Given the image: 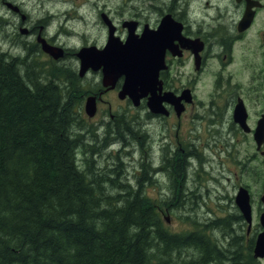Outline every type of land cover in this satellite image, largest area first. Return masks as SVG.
<instances>
[{"label": "flooded vegetation", "instance_id": "flooded-vegetation-1", "mask_svg": "<svg viewBox=\"0 0 264 264\" xmlns=\"http://www.w3.org/2000/svg\"><path fill=\"white\" fill-rule=\"evenodd\" d=\"M15 1L0 0L14 15L20 14L22 22L12 39L16 48L26 52L31 44L28 38L19 39L21 35L32 38L38 49H42L39 36L62 47L43 24L24 26L26 15ZM104 3L97 13L106 41L100 43V36L92 40L84 34L77 49L62 47L64 55L56 63L78 70L81 49H102L111 30L114 39L124 43L133 29L141 50L150 55L154 96L161 101L162 110L149 108L151 93L134 107L129 97L121 95L124 76L110 86L104 83L103 66L89 72L80 79L82 85L94 76V83L80 91L82 106L87 96H93L97 109L93 118H88L83 107L80 112L89 123L96 120L88 132L79 131L91 144L85 154L99 163L103 174L110 175L111 183L125 181L121 191L146 181L158 196H194L193 190L184 191V181L193 149L201 147L193 138L204 139L201 131L192 135L190 127L183 129V119L193 110V116H202L196 91L205 77V175L214 183L207 186L209 194L218 198L217 217L205 222V241L216 250L207 264H233L235 258L239 264H264V258L256 255L258 241L264 236V0H123L121 7L111 10H107L108 1ZM85 17L80 16V22H86ZM31 47L13 58L31 59ZM38 55L52 62L42 50ZM72 57L71 66L66 60ZM186 90L190 91L188 98L183 96ZM196 126L202 129L201 122ZM100 156L104 162H98ZM180 163L185 169L182 177L178 175ZM134 166L137 170L131 172ZM125 170L129 172L125 174ZM142 191L148 195L147 190Z\"/></svg>", "mask_w": 264, "mask_h": 264}, {"label": "trees", "instance_id": "trees-1", "mask_svg": "<svg viewBox=\"0 0 264 264\" xmlns=\"http://www.w3.org/2000/svg\"><path fill=\"white\" fill-rule=\"evenodd\" d=\"M8 56L0 50V264H207L205 225L171 233L141 186L113 195L81 169L77 71Z\"/></svg>", "mask_w": 264, "mask_h": 264}, {"label": "rangeland", "instance_id": "rangeland-1", "mask_svg": "<svg viewBox=\"0 0 264 264\" xmlns=\"http://www.w3.org/2000/svg\"><path fill=\"white\" fill-rule=\"evenodd\" d=\"M67 3H60V4H53L50 0H16V2L20 5L22 9V14L26 15L25 18V24L24 26H39V24H43L46 27V33L49 34L52 37H55L56 43L60 44L62 47L68 48L70 50L77 49V46L81 42L82 35H86V38L95 40L97 36H100L99 42L101 43L104 41V32L102 29H104V26L98 16L97 9L98 7L104 6V0H86V3L84 4L85 0H65ZM108 1L107 3V10L116 9L118 7H121L123 4V0H105ZM86 8V9H85ZM111 8V9H110ZM86 15L85 21L86 22H80V16ZM114 16H118L116 12H114ZM120 17V16H118ZM0 18L2 21H0V50L3 52L10 53L12 55H18L22 54L24 55L26 52L19 50L18 48L14 47L15 45L12 42V39L16 36V27L20 25L21 17L16 16L10 11L8 8L4 7L0 2ZM29 18V19H28ZM15 33V34H14ZM29 44L26 50H28L32 45V38H29L28 36H19V39H27ZM106 41V38H105ZM5 45H7V48H5ZM14 45V46H13ZM36 57V58H35ZM35 58V62L42 63L46 60L45 57L34 55L32 60ZM39 59V60H38ZM75 58L72 57L70 59H67L66 62H68L71 66L72 63H74ZM27 66V65H26ZM25 66V67H26ZM75 67V65H74ZM90 78H92V81H89L87 83H82V85H79V90L85 91L88 87V85H91L94 83V76L90 75ZM196 94L198 96V106H199V113L202 115L201 117L197 118L193 116L195 111H189L185 118L183 119V129L187 130L189 127L191 128L190 132L192 135L196 133L198 135L199 131L200 135H202L203 141H200L198 139H194L195 141L201 142V147H194V157L190 158V165L188 167V175L187 180L184 181L186 184L185 192H189L190 190L194 191V196L187 194L188 198L182 197L181 199H178L177 196L172 197L170 196H158L156 192H153V187L150 185L148 186V183L146 181L138 184L135 187L126 188L125 191L130 190H139L137 189L139 186L142 187V189L147 190V197L153 199L155 201V204L157 206L162 207V211L160 212L161 218L164 222V225L166 228L171 232L175 234H183L186 232H192L195 230L196 227L202 226L204 227L205 222L210 218L217 217L216 213L218 212V206L217 201L218 198L210 195L207 186L208 184H214L212 181L209 182V178L205 175V77L199 81L197 85V91ZM109 99V98H108ZM103 112L100 114L102 115ZM193 120H196L197 122L202 123V129L198 126H196V123L193 124ZM95 125L96 120L91 122ZM89 123V124H91ZM203 130V131H202ZM80 129H77L76 132H74L75 136L83 138L81 135H79ZM79 133V134H78ZM78 134V135H77ZM195 135V136H196ZM192 137V136H191ZM89 139V138H88ZM92 141L91 139H89ZM83 141V140H82ZM81 143V140H80ZM84 143V142H83ZM85 144V143H84ZM86 146L88 145V141L86 142ZM80 153V154H79ZM81 152H77V162L80 163L83 166V162H86V167L83 166L85 172L87 173H94V178L98 181H96L95 186H97L100 189H107L108 192H112L111 194L119 195L121 193V186H123V183L125 181H120L121 174L117 176L118 182L113 181L116 184H112L110 182V175L103 174L102 170L99 169V165L92 161V157L90 155L83 156ZM107 152L103 151V155H106ZM207 155V154H206ZM82 156V157H81ZM123 156V159H125V156ZM83 158V159H82ZM85 158V159H84ZM81 160V161H80ZM84 160V161H83ZM90 160V161H89ZM105 161V158L103 156H100V159L98 158V161ZM89 165V166H88ZM94 165V166H93ZM96 166V167H95ZM122 169H127V167H122ZM133 171L137 170V166H134L132 169ZM203 171V172H202ZM129 172L125 170V174ZM112 178L116 176V174L112 173ZM98 177V179H97ZM133 180V179H132ZM105 182V183H104ZM136 184V183H134ZM107 185L109 187H107ZM147 185V187H145ZM155 183H152V186H154ZM101 186V187H100ZM118 187V188H117ZM119 190V191H118ZM205 201H209V204L205 205ZM181 205V206H180ZM168 207H170L168 209ZM214 211V213L210 212ZM208 213L210 216L208 217ZM168 219V221H166ZM216 235V233H215ZM206 242V241H205Z\"/></svg>", "mask_w": 264, "mask_h": 264}, {"label": "water", "instance_id": "water-1", "mask_svg": "<svg viewBox=\"0 0 264 264\" xmlns=\"http://www.w3.org/2000/svg\"><path fill=\"white\" fill-rule=\"evenodd\" d=\"M130 25V24H129ZM149 35V34H148ZM43 49L51 54L55 59L63 56V51L48 46L44 40H41ZM81 60L80 76H84L89 68L97 71L103 66L105 85H114L117 78L124 76L125 81L121 95L128 96L135 106L139 105L140 99L148 93L153 96L149 100V107L154 110H162L161 101L155 99L156 83L152 77L148 62L150 55L141 50L140 40L134 37L133 29L130 30L129 37L125 43L119 42L113 37V30L107 46L98 51L94 47L84 48L78 54ZM86 112L94 116L96 112V103L94 97H88L86 101ZM256 255L264 257V236H261L256 248Z\"/></svg>", "mask_w": 264, "mask_h": 264}, {"label": "bare ground", "instance_id": "bare-ground-1", "mask_svg": "<svg viewBox=\"0 0 264 264\" xmlns=\"http://www.w3.org/2000/svg\"><path fill=\"white\" fill-rule=\"evenodd\" d=\"M1 1H2V0H1ZM50 1H51V3H53V4H60V3H67V2H68V1L66 2L65 0H50ZM15 2H16V1H15ZM5 6H6V5H5ZM85 9H86V8H85ZM14 14H15V13H14ZM19 16H20V14H19ZM23 18H24V17H23ZM24 19H25V18H24ZM24 19H23V20H24ZM28 19H29V18H28ZM0 21H1V20H0ZM25 23H26V22H25ZM25 23H24V24H25ZM20 24H21V23H20ZM24 24H23V25H24ZM15 29H16V28H15ZM23 45H24V44H23ZM19 47H20V46H19ZM27 48H28V47H27ZM26 51H27V50H26ZM28 53H29V51H28ZM25 56H26V55H25ZM8 57H9V56H8ZM12 59H13V58H12ZM33 60H34V59H33ZM31 61H32V60H31ZM33 62H34V61H33ZM27 63H28V62H27ZM34 64H35V63H34ZM24 65H25V64H24ZM24 65H23V66H24ZM26 65H27V64H26ZM20 67H22V65H21ZM25 68H26V67H25ZM49 70H50V69H49ZM42 71H43V70H42ZM23 75H24V74H23ZM44 78H45V77H44ZM47 78H48V77H47ZM39 79H40V78H39ZM34 80H35V79H34ZM85 81H86V80H85ZM36 83H37V82H36ZM34 84H35V83H34ZM33 86H34V85H33ZM73 88H74V87H73ZM67 91H68V90H67ZM62 93H63V92H62ZM78 94H79V93H78ZM72 95H73V94H72ZM74 96H75V95H74ZM78 96H79V95H78ZM76 97H77V96H76ZM80 121H81V120H80ZM80 124H81V122H80ZM80 124H79V125H80ZM79 125H78V126H79ZM82 125H83V123H82ZM82 125H81V126H82ZM74 127H76V126H74ZM74 127H73V128H74ZM84 127H85V126H84ZM84 127H83V128H84ZM76 129H80V128L78 127V128H76ZM76 129H75V130H76ZM85 129H86V128H85ZM92 129H93V128H92ZM96 130H97V129H96ZM89 131H90V130H89ZM72 132H73V131H72ZM87 132H88V131H87ZM73 133H74V132H73ZM80 133H81V132H80ZM97 133H98V132H97ZM99 133H100V132H99ZM75 134H76V133H75ZM75 134H74V135H75ZM82 134H83V133H82ZM82 134H81V135H82ZM87 134H89V133H87ZM91 134H92V133H91ZM77 135H78V134H77ZM79 135H80V134H79ZM84 136H85V135H84ZM87 136H88V135H87ZM96 136H97V135H96ZM74 138H75V137H74ZM76 138H78V137H76ZM86 138H87V137H86ZM94 138H95V137H94ZM78 139H79V138H78ZM81 139H82V138H81ZM90 139H91V138H90ZM82 140H85V139H82ZM86 140H87V139H86ZM86 140H85V141H86ZM91 140H92V139H91ZM82 142H83V141H82ZM86 142H87V141H86ZM91 142H92V141H91ZM88 143H90V142H88ZM78 145H79V144H78ZM78 145H77V146H78ZM88 145H91V144H88ZM84 146H85V145H84ZM79 147H81V148H85V147H83V145H82L81 143H80V146H79ZM93 147H94V146H93ZM76 148H77V147H76ZM87 148H88V146H87ZM88 150H89V149H88ZM92 150H93V149H92ZM109 150H110V149H109ZM77 151H78V150H77ZM83 152H84V150H83ZM86 152L88 153V151H86ZM79 154H80V153H79ZM82 154H83V153H82ZM84 154H85V153H84ZM75 155H76V154H75ZM86 155H87V154H86ZM88 155H89V154H88ZM84 156H85V155H84ZM81 157H82V156H81ZM88 157H89V156H88ZM88 157L85 156V158H88ZM91 157H92V156H91ZM109 157H110V156H108L107 158H109ZM85 158H84V159H85ZM95 158H96V157H95ZM103 158H104V157H103ZM82 159H83V158H82ZM99 159H100V158H99ZM111 159H112V158H111ZM77 160H78V159H76V161H77ZM80 161H81V160H80ZM83 161H84V160H83ZM89 161H90V160H89ZM86 162H87V161H86ZM91 162H92V161H91ZM98 162H101V161H98ZM86 164H87V163H86ZM97 164H99V163H97ZM88 166H89V165H88ZM93 166H94V165H93ZM97 166H98V165H97ZM95 167H96V166H95ZM116 167H117V166H116ZM121 167H122V165H121ZM85 170H86V169H85ZM202 172H203V171H202ZM89 173H90V172H89ZM90 174H91V173H90ZM97 182H98V181H97ZM104 183H105V182H104ZM113 185H114V184H113ZM126 186H127V185H125V187H126ZM100 187H101V186H100ZM117 188H118V187H117ZM96 189H97V188H96ZM128 189H129V188H128ZM119 190H121V189L119 188ZM119 190H118V191H119ZM108 191H109V190H108ZM112 192H113V191H112ZM112 192H111V193H112ZM114 193H116V192H114ZM114 193H113V195H114ZM101 194H102V193H101ZM124 194H125V193H124ZM102 195H103V194H102ZM126 195H127V193H126ZM180 206H181V205H180ZM104 209H105V208H104ZM188 244H189V243H188ZM186 247H187V246H186Z\"/></svg>", "mask_w": 264, "mask_h": 264}, {"label": "clouds", "instance_id": "clouds-1", "mask_svg": "<svg viewBox=\"0 0 264 264\" xmlns=\"http://www.w3.org/2000/svg\"><path fill=\"white\" fill-rule=\"evenodd\" d=\"M5 48H7V45H5Z\"/></svg>", "mask_w": 264, "mask_h": 264}]
</instances>
